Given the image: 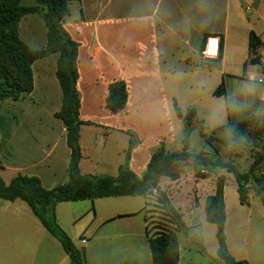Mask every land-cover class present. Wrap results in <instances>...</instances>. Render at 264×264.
<instances>
[{"label": "crops", "instance_id": "crops-1", "mask_svg": "<svg viewBox=\"0 0 264 264\" xmlns=\"http://www.w3.org/2000/svg\"><path fill=\"white\" fill-rule=\"evenodd\" d=\"M78 6L80 21L70 23L76 38L70 28L66 29L80 44L79 58L84 47L85 60L92 65L79 67L77 84L81 97L80 120L92 123L80 129L82 174L116 176L126 162L131 140L135 145L129 167L139 177L161 144L170 152L168 145L176 143L173 137L182 129L172 123L174 108L167 93L177 67H184L187 82L193 83L201 74L212 77L211 67L216 64L217 75L210 94L218 98L214 93L223 84L227 107L224 112L214 110L217 132L228 128L232 121L264 113L263 85L259 82L264 77V62L261 59L257 64L249 62L241 77L231 74L235 73L231 72L233 67H244L251 58V33L264 42V0H80ZM211 35L220 37V57L204 60L201 51ZM20 37L32 49L46 46L43 12L22 19ZM263 53L264 49L257 51L258 55ZM56 62L57 55L35 62L33 91L21 100L0 103V111L6 116H0V147L20 152L18 156L23 154L25 159L10 166L0 157V176L2 171L8 174L6 184L18 174L37 176L47 189L68 180L70 150L66 130L55 117L62 104ZM205 66L209 68L207 71ZM253 67H258L256 72ZM87 74L88 82L84 79ZM250 76L256 77V81H249ZM117 80L126 82L129 98L124 111L112 113L106 109V99L109 85ZM88 98L101 104L100 113L84 110ZM35 100L41 104L39 110L30 111L28 105V110L23 111L24 104L31 101L33 104ZM131 109L134 112L130 114ZM140 118L160 131L149 134L141 130L136 122ZM34 135L38 138L33 139ZM222 174L226 176L228 250L236 262L249 264L250 248L257 247L264 239L263 204L252 191L249 204L242 205L235 177L223 171ZM159 187L192 229L189 235H178L179 264H212L217 259V228L207 221L205 206L207 198L215 193L216 176L197 178L187 166L177 180L162 177ZM150 197L155 199V193ZM0 200L4 202L0 201V264H70L60 242L42 226L31 209L28 211L19 203L22 200ZM93 202L79 201L84 205L64 202L55 210L61 228L78 248L84 247L86 262L153 264L147 235L150 227L145 220L149 199L120 196ZM94 206L91 225L79 227L78 221ZM215 264L224 262L218 260Z\"/></svg>", "mask_w": 264, "mask_h": 264}, {"label": "trees", "instance_id": "trees-1", "mask_svg": "<svg viewBox=\"0 0 264 264\" xmlns=\"http://www.w3.org/2000/svg\"><path fill=\"white\" fill-rule=\"evenodd\" d=\"M80 0H37L36 5L25 6L21 0H0V103L7 100H21L34 89L33 64L38 60L57 55L56 76L62 91V104L55 114L65 130L70 160L67 167V182L47 189L37 176L18 174L6 184L0 176V198L6 201L22 200L32 210L42 226L55 237L69 256L70 264H88L83 261L80 248L61 228L57 221L56 206L64 202L95 201L96 199L143 196L149 199L155 193V200L160 209L161 221L157 222L153 234L147 232L153 264H179V233L189 235L192 231L185 224L182 215L174 207L167 195L159 187L162 177L177 180L185 167H191L200 179L216 176L215 193L206 200V219L216 225L218 251L217 259L224 264H241L236 262L228 250L225 224L224 188L226 176L223 170L233 174L238 184L240 203L248 205L253 191L261 198L264 208V113L254 114L241 121H232L228 128H221L218 133L229 129L231 136H217L206 139L210 151L189 152L187 148L178 152H168L164 144L152 155L145 173L137 176L129 167V160L134 140L130 141L126 152V162L118 169L116 176L82 174L80 161V129L90 122L80 120L81 97L77 88L79 80L80 44L73 39L65 27L70 15L69 4ZM43 12L47 28L46 46L40 49L30 48L20 37V22L28 15ZM259 49H264L255 33H251V64L260 61ZM249 62L244 63V72ZM226 97L224 85L221 84L214 93ZM129 98L125 81L117 80L109 85L106 109L119 113L126 109ZM174 112L180 118L188 136L196 117L195 110L184 113L173 101ZM252 138L257 148L249 171L241 172L223 155L215 142L220 143L225 152L235 149L244 139ZM148 206V202L146 203ZM148 223V219L145 216Z\"/></svg>", "mask_w": 264, "mask_h": 264}, {"label": "rangeland", "instance_id": "rangeland-1", "mask_svg": "<svg viewBox=\"0 0 264 264\" xmlns=\"http://www.w3.org/2000/svg\"><path fill=\"white\" fill-rule=\"evenodd\" d=\"M22 4L25 6H31L36 5V0H21ZM70 8V14L71 17H67L65 21V27H68V29L72 32V35L74 38H76V35L71 29L70 23H73V20L80 21V12H79V6L78 2H72L69 4ZM23 33V32H22ZM38 44H41L39 42ZM85 49L84 47L81 50V55L79 58V67H92V65H89V61L85 60ZM246 62H249L247 60ZM211 67L213 72L212 77L207 78L204 76V74L197 78V80L193 83L187 82L186 77L184 76V67H177L176 71L174 70V80L172 82V85L170 87H167V93L168 97L170 98L171 102L175 101L180 109L186 113L188 110H195L197 112L196 117L193 121L191 130L188 134V136L183 131L184 123L183 121L178 118L173 111L172 114V123L174 124V127L177 126V124L180 125L181 132L175 133V136L173 139H177L176 143L172 145H168V150L170 152H176L179 150H183L185 147H187L189 152H200L203 150L210 151L211 148L206 144V139H209L211 137L217 136H231V132L229 129L225 130L224 133H218L215 128L217 126V122L213 121V118L217 115L215 112L217 110L225 111L226 110V99L225 97H214L211 96L210 88L214 85V77H216V64H213ZM256 66V65H254ZM258 67H253V71L256 72ZM204 69H209L207 66L204 67ZM231 74H238L237 76L241 77L243 72V65H236L232 68ZM85 74V73H84ZM89 76H92V73H89ZM88 78V74L84 76V79ZM88 82V81H86ZM217 88V87H216ZM32 102V101H31ZM24 104L25 106L22 108L23 111L28 110V105L30 107V111L36 112L41 108V104H37L36 100L32 103ZM84 110L86 112H98L101 111V104L92 102V99H85L83 104ZM173 107V106H172ZM174 108V107H173ZM174 110V109H173ZM216 110V111H214ZM130 114L134 112V109L130 110ZM4 112L0 111V116L6 117L3 115ZM5 114V113H4ZM205 120L206 123H205ZM6 121V120H5ZM137 124L139 125V128L143 131H146L149 134L157 133L160 130L156 129V126H152L151 123L143 121L141 118L139 120H136ZM169 127V124L167 125ZM34 138H38L37 136H33ZM168 140H170V137H166ZM172 139V140H173ZM218 149H220L221 153L225 156H227L226 161L230 162L237 170L241 172H247L250 169V166L253 163V155L256 154L257 148L254 146V140L252 138H247L243 140V143L240 144L235 149H231L227 152H225V149L223 146L215 142ZM36 148V147H35ZM20 152L17 151H11L5 150L3 147L1 149L0 147V157L2 158L3 162L9 164L10 166L15 164L17 165L18 162H24L25 159L23 158V154H21L22 157H19L18 154ZM3 163V165H4ZM3 172V176L1 177L3 180H9L8 174H5V171ZM223 172L228 173L227 170H223ZM5 182V181H4ZM1 203L2 200H0ZM21 205L26 207L28 211H31L30 208L27 206L26 203L23 201H19ZM87 203V202H86ZM92 203V202H91ZM104 203V202H99ZM95 204V201L93 202ZM74 205H84L81 203H76ZM157 201L149 197L148 206L146 207L145 215L148 219V225L150 227V234L155 233L156 226H158L157 222L161 221L159 218H161V214L159 213L160 209L157 206ZM95 206L92 208V211L89 213L87 212L86 215H84L83 219L78 221L79 227L82 226V224L88 225L93 220L94 213H95ZM91 225V223H90ZM84 228V227H83ZM81 248V247H80ZM251 252V263L249 264H264V239L262 243L257 244V247L250 248ZM86 259V258H85ZM260 259V261H259ZM86 261V260H85ZM256 262V263H255ZM241 264H248V263H241Z\"/></svg>", "mask_w": 264, "mask_h": 264}, {"label": "built area", "instance_id": "built-area-1", "mask_svg": "<svg viewBox=\"0 0 264 264\" xmlns=\"http://www.w3.org/2000/svg\"><path fill=\"white\" fill-rule=\"evenodd\" d=\"M221 53V40L219 36L211 35L207 38L204 48L201 51V57L204 60H214L220 57ZM260 59L264 62V53L260 55ZM249 81H256V77L250 76ZM263 85L262 97L264 99V77L259 80Z\"/></svg>", "mask_w": 264, "mask_h": 264}, {"label": "water", "instance_id": "water-1", "mask_svg": "<svg viewBox=\"0 0 264 264\" xmlns=\"http://www.w3.org/2000/svg\"><path fill=\"white\" fill-rule=\"evenodd\" d=\"M80 251H81L82 259H83V261H85L86 259H85V249H84V247H81Z\"/></svg>", "mask_w": 264, "mask_h": 264}]
</instances>
